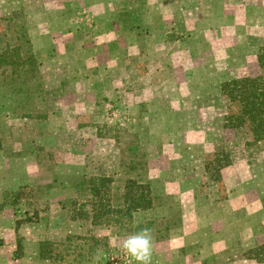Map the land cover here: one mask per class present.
I'll list each match as a JSON object with an SVG mask.
<instances>
[{"label":"rangeland","instance_id":"374dc122","mask_svg":"<svg viewBox=\"0 0 264 264\" xmlns=\"http://www.w3.org/2000/svg\"><path fill=\"white\" fill-rule=\"evenodd\" d=\"M152 1L151 10L161 9L169 15L165 18L169 35L183 38L196 50L183 49L176 57L177 84L166 93L167 99L153 102L155 98L150 97L153 111L161 112L141 114L143 107L130 109L119 100L112 110L105 98H100L95 112L85 110L76 115L72 105L62 106L59 101V96L73 94L76 82L65 75L66 69L55 72L43 64L50 57L45 52L48 41L39 39L41 49L36 50L29 34L33 24L40 27L50 20L45 14L48 7L63 3L0 0V56L6 55L8 60H0V145L4 139L36 137L38 162L48 174L40 183L22 187L20 195L5 197L9 209H0V247L15 244L16 255L25 248H36L34 240L22 244L24 237L17 230L22 223L32 227L26 233L29 237L41 234L44 238V228L53 230L51 241L59 244L53 247L54 254L65 259L39 257L41 264H112V257L122 259L119 264H134L121 247L128 235L149 229L152 243H156L176 228L181 233L182 209L177 193L164 192L171 190V185L164 183L177 179L181 182L178 197L183 195L179 202L192 205L194 200L189 197L196 187V195L206 205L204 209L198 205L193 238L209 237L210 243L197 242L195 247L175 254L171 262L164 256L158 258L160 263L264 264V240L254 235L255 228L264 230V141L248 145L252 137L247 130L225 126L226 115L237 107L221 88L226 81L262 73L257 55L264 45V0H163L161 6ZM180 8L184 13L176 18L171 15ZM64 11L70 18L78 13L75 8ZM52 73H58L60 79H50ZM173 96L180 100L174 107L181 111L162 113L172 108L169 100ZM143 119L152 124L142 125ZM139 121L142 126H138ZM223 149L230 152L232 165L222 171L219 183L210 178L206 164ZM134 160L140 161L135 170L130 169ZM137 176L160 187L154 210L138 213L133 222L121 226L93 225L91 219H77L78 229L68 233L73 237L68 243L66 231L72 227L70 222L78 208L74 203L91 198L90 178L113 180L107 194L117 206L126 180ZM87 207L91 209L90 203ZM222 212L228 215L223 221ZM15 221L20 223L16 226ZM225 221L233 225L215 237L219 227L227 226ZM211 240L216 241L214 245ZM151 264L157 262L152 260Z\"/></svg>","mask_w":264,"mask_h":264},{"label":"crops","instance_id":"0c3cea01","mask_svg":"<svg viewBox=\"0 0 264 264\" xmlns=\"http://www.w3.org/2000/svg\"><path fill=\"white\" fill-rule=\"evenodd\" d=\"M50 1L52 3L60 2L63 5L56 6L54 4L48 7L44 12L50 15V20L40 27L33 24L30 27L29 34L36 50L41 49L38 46L39 39L48 41L49 45H45V52L48 55L50 54V57L43 61V64L55 72L66 69L68 72L65 75L72 78V82H76V89L73 94L65 93L59 96L61 105L63 106L65 103L72 105L76 109L77 115L78 113H84L85 110L95 112L100 107L98 100L105 98L112 110H114L112 106L117 105L116 101L119 100L122 101L121 105L130 109H136L138 106L143 107L144 110L141 114L160 113V109L153 111V103L150 101V97L155 98L153 102L162 98L167 99L166 93L172 92L171 87H173V84H177L176 70H174V64L177 62L176 57L182 55L183 49L195 50L183 38L178 36L175 38L174 35H169L168 27L165 24V18L169 15H165L164 10L161 11V9L151 10L150 0ZM152 2H157L161 6L163 0ZM176 6L178 7V5ZM69 8H75V11L78 10V13L74 15L75 17L70 18L64 14V9ZM220 8V11H222V7ZM183 11L185 10L180 8L173 11L171 15L176 18L184 13ZM204 12H206V9H204ZM34 27L38 28L33 29ZM148 33H153V35L148 37ZM39 35L40 37H38ZM51 54H55L56 57H51ZM200 57H202L200 58L202 61H206L203 56ZM57 74L52 73L50 79L59 80L60 75ZM185 74L186 72H183L184 78L186 77ZM176 100L177 98L173 96L169 100L172 108L162 110V113H168L167 111H169L168 114L170 115L180 112V107H174ZM140 124L139 121L138 126L151 125L152 123H147L143 119L142 125ZM37 143L38 139L36 137H29L4 139L2 145H0V209H9L8 205L5 204L4 206L7 195L17 193L24 186L38 184L41 179L47 177V172L42 170L38 162ZM45 144L44 146L47 147V144ZM172 180H168L169 183H164L165 186L171 185V190L165 189L164 192L177 193H175V197L182 209L181 233H177L179 229L176 228V231H171L169 237L160 239V242L152 243V260L156 261L157 264L163 263L158 258L164 256L171 262L178 252H182L186 247H195L197 242H203L204 240L203 238L196 240L193 236L196 227H198L195 220V217L198 218V205L202 209L206 205L196 195V187H193L194 189L191 192L193 195L189 197L194 200L192 205H183L178 199L183 196L179 195L178 197L181 182L176 181L177 179ZM149 181L152 183L154 193L160 195V187H157V189L154 182ZM165 186L163 185V187ZM258 212H261V209ZM224 215L223 212L220 214L222 221L228 218V215ZM17 221H15L16 226L20 223H17ZM70 223L72 227L67 229L66 236L69 232L78 229L75 225L76 220ZM0 225H3L2 221H0ZM232 225L231 222L222 229H219V227L218 230L221 231L215 232L214 236L222 235V232ZM29 228L32 230V227L27 226V224L20 223L19 229L16 227L15 231L17 229L19 235L24 237L22 244L26 245L25 242L34 240L36 241L34 244L36 248H25L24 253L16 255L15 244L12 246L10 244L9 248L8 246H1L0 264H41V243L39 242L41 240H53V230L44 228L46 235L41 238V234L29 237L27 235ZM254 235H259L264 240L263 229L257 230L255 228ZM208 238L205 240L210 243L207 241ZM211 238L213 240L212 236H210ZM212 240L211 243L214 245L216 241ZM242 241L246 245V241ZM220 242L222 244L228 243L227 240H220ZM157 250L160 253H157Z\"/></svg>","mask_w":264,"mask_h":264},{"label":"trees","instance_id":"16d2710c","mask_svg":"<svg viewBox=\"0 0 264 264\" xmlns=\"http://www.w3.org/2000/svg\"><path fill=\"white\" fill-rule=\"evenodd\" d=\"M6 55H1V63H8ZM257 61L262 73L257 76H244L238 79L226 81L222 84V93L228 100L236 105V110L228 113L225 117V126L228 128L245 129L252 139L248 145L258 144L264 141V45L260 47ZM13 62V61H12ZM22 61L20 63H24ZM15 61L13 62V64ZM130 169H137L140 161L134 160L130 163ZM232 165L230 152L223 149L217 151L215 158L206 164V169L210 172L213 181L221 183L223 180L222 171ZM113 180L107 177L90 178L91 198L84 203H74L78 205L77 211L73 214L72 220L91 219L93 225H103L117 223L125 225L135 219L136 213L154 209L158 196L154 193L152 183L140 177H130L124 185V193L120 205H113L108 197L111 191ZM20 195V192H17ZM91 205V209L87 206ZM7 202H4V205ZM71 235L67 237L71 242ZM59 244L44 240L40 244V257L45 260L56 261L63 257L54 254V246ZM67 244H64L66 246ZM22 248L21 243L18 245ZM22 254V253H21ZM59 260V259H58Z\"/></svg>","mask_w":264,"mask_h":264},{"label":"clouds","instance_id":"9594fccd","mask_svg":"<svg viewBox=\"0 0 264 264\" xmlns=\"http://www.w3.org/2000/svg\"><path fill=\"white\" fill-rule=\"evenodd\" d=\"M152 234L149 229H143L128 235L122 242L121 247L134 261V264H151L153 247Z\"/></svg>","mask_w":264,"mask_h":264},{"label":"built area","instance_id":"2783aa9c","mask_svg":"<svg viewBox=\"0 0 264 264\" xmlns=\"http://www.w3.org/2000/svg\"><path fill=\"white\" fill-rule=\"evenodd\" d=\"M121 260H122V259H120V258H116V257H112V258H111V262H112V264H119Z\"/></svg>","mask_w":264,"mask_h":264}]
</instances>
